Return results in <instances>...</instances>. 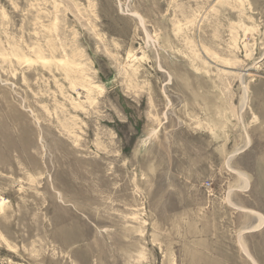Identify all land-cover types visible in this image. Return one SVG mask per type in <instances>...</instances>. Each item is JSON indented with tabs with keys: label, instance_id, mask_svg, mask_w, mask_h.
Returning a JSON list of instances; mask_svg holds the SVG:
<instances>
[{
	"label": "rangeland",
	"instance_id": "1",
	"mask_svg": "<svg viewBox=\"0 0 264 264\" xmlns=\"http://www.w3.org/2000/svg\"><path fill=\"white\" fill-rule=\"evenodd\" d=\"M253 259L264 0H0V264Z\"/></svg>",
	"mask_w": 264,
	"mask_h": 264
},
{
	"label": "bare ground",
	"instance_id": "2",
	"mask_svg": "<svg viewBox=\"0 0 264 264\" xmlns=\"http://www.w3.org/2000/svg\"><path fill=\"white\" fill-rule=\"evenodd\" d=\"M246 84V83H245ZM248 88V87H247ZM247 88H246V86H245V93H246V91H247ZM234 171H236V170H234ZM236 172H238V173H240V174H244L243 172H241V171H236ZM247 186V182L245 183V187ZM258 215H259V223L257 224V226L256 227H259V226H261L262 225V223H263V216L260 214V213H258V212H256ZM246 251V253H247V255H249V257H251V255L248 253V251L247 250H245ZM244 251V252H245ZM252 258V257H251ZM253 262H254V264H256V262L254 261V259H253Z\"/></svg>",
	"mask_w": 264,
	"mask_h": 264
}]
</instances>
